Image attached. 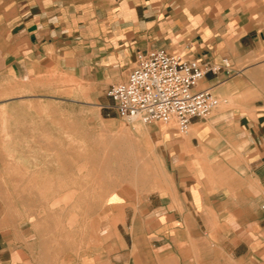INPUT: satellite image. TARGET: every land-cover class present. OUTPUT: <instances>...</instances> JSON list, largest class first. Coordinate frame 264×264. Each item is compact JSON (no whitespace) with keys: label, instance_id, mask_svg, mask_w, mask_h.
Listing matches in <instances>:
<instances>
[{"label":"crops","instance_id":"0c3cea01","mask_svg":"<svg viewBox=\"0 0 264 264\" xmlns=\"http://www.w3.org/2000/svg\"><path fill=\"white\" fill-rule=\"evenodd\" d=\"M159 47L230 64L196 85L225 105L194 118L189 137L163 136L172 187L123 208L76 263L0 220V264H264V0H4L0 94L65 64L107 95L138 51Z\"/></svg>","mask_w":264,"mask_h":264},{"label":"rangeland","instance_id":"374dc122","mask_svg":"<svg viewBox=\"0 0 264 264\" xmlns=\"http://www.w3.org/2000/svg\"><path fill=\"white\" fill-rule=\"evenodd\" d=\"M70 69L49 67L0 94V220L76 263L102 245L123 208L172 187L163 136L192 129L123 119L102 82Z\"/></svg>","mask_w":264,"mask_h":264},{"label":"built area","instance_id":"2783aa9c","mask_svg":"<svg viewBox=\"0 0 264 264\" xmlns=\"http://www.w3.org/2000/svg\"><path fill=\"white\" fill-rule=\"evenodd\" d=\"M229 66L226 58L221 63H202L162 47L138 51L126 79L112 84L107 96L123 119L159 122L187 134L194 118L207 117L223 102L209 88L197 89L199 80Z\"/></svg>","mask_w":264,"mask_h":264},{"label":"bare ground","instance_id":"6f19581e","mask_svg":"<svg viewBox=\"0 0 264 264\" xmlns=\"http://www.w3.org/2000/svg\"><path fill=\"white\" fill-rule=\"evenodd\" d=\"M1 61V60H0ZM121 130V129H120ZM162 133H167L165 128H162ZM128 156V155H127ZM151 157V156H150ZM103 158V157H102ZM146 166V165H145ZM148 167V166H147Z\"/></svg>","mask_w":264,"mask_h":264}]
</instances>
